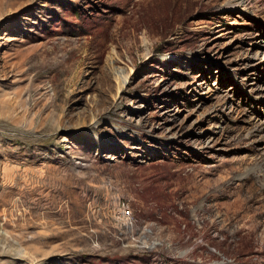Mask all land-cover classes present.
Instances as JSON below:
<instances>
[{
    "label": "rangeland",
    "instance_id": "374dc122",
    "mask_svg": "<svg viewBox=\"0 0 264 264\" xmlns=\"http://www.w3.org/2000/svg\"><path fill=\"white\" fill-rule=\"evenodd\" d=\"M238 2L0 0V264H264V0Z\"/></svg>",
    "mask_w": 264,
    "mask_h": 264
},
{
    "label": "bare ground",
    "instance_id": "6f19581e",
    "mask_svg": "<svg viewBox=\"0 0 264 264\" xmlns=\"http://www.w3.org/2000/svg\"><path fill=\"white\" fill-rule=\"evenodd\" d=\"M242 2H243V0H239L238 3L241 4ZM238 3H237V4H238ZM262 201H264V198L262 199Z\"/></svg>",
    "mask_w": 264,
    "mask_h": 264
}]
</instances>
